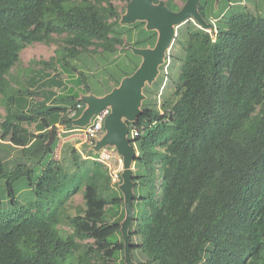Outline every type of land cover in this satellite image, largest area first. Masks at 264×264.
Segmentation results:
<instances>
[{
	"label": "trees",
	"instance_id": "trees-1",
	"mask_svg": "<svg viewBox=\"0 0 264 264\" xmlns=\"http://www.w3.org/2000/svg\"><path fill=\"white\" fill-rule=\"evenodd\" d=\"M216 1L199 5L214 26L224 0ZM167 6L181 10L174 0ZM215 28L214 41L196 22L180 27L174 99L160 109L147 99L143 114L129 123L140 131L133 139L139 156L129 230L137 264H264V17L235 13ZM54 36H65L64 46L39 63L61 72L33 75L28 87L15 82L11 72L24 50L52 44ZM157 40L145 22L122 25L113 0H0V98L7 112L3 120L0 115V181L14 207L0 213V264H62L85 240H94L87 258L97 253L105 264H117L124 255L119 185L74 147L70 168L56 160L57 129L77 130L72 121L86 108L79 97L93 93L77 64L82 56L95 55L93 65L104 62L103 73L118 87L142 62L128 47L154 48ZM63 73L71 85L56 95L53 89L68 87ZM23 181L37 198L28 207L17 199ZM80 192L86 207L70 217L66 204ZM3 205L0 197V211ZM64 221L70 235L60 228Z\"/></svg>",
	"mask_w": 264,
	"mask_h": 264
},
{
	"label": "water",
	"instance_id": "water-1",
	"mask_svg": "<svg viewBox=\"0 0 264 264\" xmlns=\"http://www.w3.org/2000/svg\"><path fill=\"white\" fill-rule=\"evenodd\" d=\"M201 0H188L180 11L170 9L166 3L155 4L154 0H131L127 14L121 19L122 25H133L145 22L146 30L156 31L158 40L154 48L138 49L131 47L135 55L142 59L138 70L131 76L125 77L118 87L103 97L90 93L81 95L79 101L86 106L83 114L72 121L78 129L89 126L94 117L105 109L110 110L104 124V134L95 141L90 151L100 152L104 148L115 149L123 158L124 170L121 173L120 191L124 195L126 217L122 223V233L125 241V263L137 264L132 257V247L129 230L134 219V162L139 156L138 149L130 139L131 127L143 114L142 106L145 100L143 91L149 84L155 83L160 75V68L166 62V57L172 44L178 37V29L195 21L199 26L214 30L200 14ZM220 0L216 1V5Z\"/></svg>",
	"mask_w": 264,
	"mask_h": 264
},
{
	"label": "rangeland",
	"instance_id": "rangeland-1",
	"mask_svg": "<svg viewBox=\"0 0 264 264\" xmlns=\"http://www.w3.org/2000/svg\"><path fill=\"white\" fill-rule=\"evenodd\" d=\"M130 1L131 0H113V3L119 15L121 16V19H123V17L127 14L128 4L130 3ZM187 1L188 0H174L175 4L180 9L185 7ZM159 2H164L167 5L168 0H159ZM221 6V10L217 13V16L219 15V19H216V21L214 22L216 27L224 26L230 19V17L235 13H252L257 17H264V0H232L231 5L228 4L227 0H224ZM193 22L195 23V21ZM215 26L214 30H216ZM64 38L65 36H54L55 42L52 44L48 45L43 43H36L24 50L21 55V62L11 72V77L13 78V80L18 83L21 82L24 87H28V83L26 84L24 82L29 80V77L33 75L49 73L51 76H54L57 73L61 72V69L58 68V66L45 68L39 62L49 61L52 57H55L57 50L64 46ZM176 40L172 44L166 62L160 68V75L158 80L151 85L148 84L146 86V92L143 91V95L145 96L144 101L150 98L151 103L155 104L156 108L159 109L161 108V103L164 104L165 102L163 100L174 99L173 94L176 90L175 83L177 82L181 70V61L179 60L181 58L180 53L182 51V47L179 44H176ZM128 49L131 50V47H128ZM93 56L95 55H84L81 57V61H79L77 64L80 65L81 68L88 74L89 79L87 80L88 84L92 86L93 94L99 95L109 93L115 88L114 82L111 78L108 77V74L103 73L102 70L105 64L104 62L96 59V63L93 65ZM124 57V53H121L120 60ZM169 58H171V61L169 60ZM124 60L125 59H123V61ZM86 64L89 66V68H84ZM62 79L64 81V84L68 85V87L57 88V91L61 92L62 95H64L68 93L67 89L70 87L71 81L69 80L70 78L65 75V73H63ZM148 89L149 93L147 92ZM0 115L2 120L7 115L5 105L2 102V98H0ZM57 134L60 138V143L54 157L61 164H63L64 167H71L69 161L71 159V150L73 147L83 155L84 159H88V153L90 151L87 150L88 148L86 144L81 145V143H83L85 139L82 133L68 132L67 129H64L63 126H61L58 127ZM12 166V164L9 165V167ZM26 182H28L27 179ZM24 184L25 181L19 184L21 190L18 194L17 199L19 200L21 205H23L24 207H28L29 205L34 204L37 201V198L34 191L30 187L24 186ZM6 193V182L1 180L0 197L4 202V205L0 213L3 214L13 212L14 210V207L8 204ZM85 207L86 206L83 192H80L74 195L70 202L66 204V211L70 217H75L79 215L80 210H84ZM60 228L65 235H70L73 232L72 227L68 221H64ZM79 243L80 248L74 254L70 255L66 260L62 261V264H105L103 262V259H101L100 254L92 253V257H86L87 251H89V247H94V240L79 241ZM134 255H136V253H134ZM141 256L143 257L144 255L141 254ZM118 257L119 259L118 261H116V263L122 264L123 258L125 259V253L124 255L119 254ZM114 263L115 262L113 261L112 264Z\"/></svg>",
	"mask_w": 264,
	"mask_h": 264
},
{
	"label": "built area",
	"instance_id": "built-area-1",
	"mask_svg": "<svg viewBox=\"0 0 264 264\" xmlns=\"http://www.w3.org/2000/svg\"><path fill=\"white\" fill-rule=\"evenodd\" d=\"M207 30V29H206ZM211 33L214 41L216 40V33L217 30H207ZM82 105H78L77 109L70 111L69 116L70 118L75 117L78 109H80ZM110 114V110L107 108L102 112L98 113L94 119L92 120L91 124L84 129H77L76 132L82 133L87 141L94 145L95 141L99 139L104 134V124L107 117ZM65 129V127H63ZM140 135V131L138 129H133L130 132V139H134ZM88 159L93 160L96 163L103 165L110 174L112 184L117 186L122 183L121 173L124 170L123 159L116 152L115 149L104 148L100 152L94 154L92 157H88ZM115 164V165H114ZM114 182V183H113Z\"/></svg>",
	"mask_w": 264,
	"mask_h": 264
},
{
	"label": "crops",
	"instance_id": "crops-1",
	"mask_svg": "<svg viewBox=\"0 0 264 264\" xmlns=\"http://www.w3.org/2000/svg\"><path fill=\"white\" fill-rule=\"evenodd\" d=\"M53 91L56 93V95H60V94H62L61 92H58L57 91V88H55V89H53ZM93 94V93H92ZM108 93H105V94H99V95H96V94H94L95 96H97V97H103V96H105V95H107ZM81 95H85V94H81ZM80 95V96H81ZM42 97H44V98H47L48 96L47 95H45V93H43L42 94ZM80 98V97H79ZM42 99L43 98H36L35 99V102H41L42 101ZM48 105H52V103L50 102V103H48ZM72 132H76V130L75 131H72ZM84 136V135H83ZM84 141H83V143H81V145H84V144H86V146H87V150L88 151H90V148H91V144L87 141V139H86V137L84 136ZM85 141H86V143H85ZM90 152H92L93 154H94V152L93 151H90ZM117 152V151H116ZM118 153V152H117ZM122 157V156H121ZM123 159V158H122Z\"/></svg>",
	"mask_w": 264,
	"mask_h": 264
},
{
	"label": "clouds",
	"instance_id": "clouds-1",
	"mask_svg": "<svg viewBox=\"0 0 264 264\" xmlns=\"http://www.w3.org/2000/svg\"><path fill=\"white\" fill-rule=\"evenodd\" d=\"M166 60H167V57H166ZM131 130H132V129H131ZM94 154H96V153H94ZM94 154H93V155H94Z\"/></svg>",
	"mask_w": 264,
	"mask_h": 264
}]
</instances>
